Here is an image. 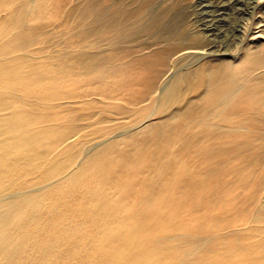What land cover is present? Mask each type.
<instances>
[{
	"label": "bare ground",
	"instance_id": "6f19581e",
	"mask_svg": "<svg viewBox=\"0 0 264 264\" xmlns=\"http://www.w3.org/2000/svg\"><path fill=\"white\" fill-rule=\"evenodd\" d=\"M109 1L0 0V264H264V50L163 80L211 41L182 30L142 52L155 0ZM167 85L164 117L82 147L73 98L138 108Z\"/></svg>",
	"mask_w": 264,
	"mask_h": 264
},
{
	"label": "rangeland",
	"instance_id": "374dc122",
	"mask_svg": "<svg viewBox=\"0 0 264 264\" xmlns=\"http://www.w3.org/2000/svg\"><path fill=\"white\" fill-rule=\"evenodd\" d=\"M120 1L126 5L135 0ZM110 4H112L111 0L107 4L108 9L113 8ZM263 4L264 0H155L149 11H151L152 16L158 17L160 20L159 27L153 33L146 29L142 32L137 40L139 43L138 50L144 47L142 52H147L155 47L153 43L156 39L173 35L182 30L190 34L199 33L207 38V41H211L213 46L210 45L211 47L209 46L210 48L206 50L211 51L216 49V51L200 59H197V54L202 52L200 48H196L199 50L193 48L196 52L182 53L184 51L181 50L177 54H174L171 57L173 66L165 71L162 77L163 80L167 79L172 71L175 72L173 77L176 72L180 71V67L182 66L176 71L173 70L176 63L177 65H184L183 69L187 67L189 68V72L195 73L198 66L206 61L218 62V59H233L231 55L216 53H222L226 50L230 53L238 51L237 54H239L241 49L249 44L250 41L253 49L264 50V32L261 33L262 36L260 38L254 41L250 40L254 35L252 34L253 31H257L262 27L259 25L264 24V20L258 22L260 19H264ZM33 22H36V20ZM56 23L58 24L59 20ZM262 53L264 54V51ZM134 54H139V51H136ZM263 59L259 58L260 61ZM186 86L184 88H186V91H189L190 83ZM133 88L139 90L142 87L134 84ZM170 88L171 85L163 87L159 92L155 93L156 99L154 101L145 100L139 104L140 106L138 105V108H135V105L131 104V97L128 95L125 97L122 94H119L115 98H105L98 93H92L85 98L93 102L92 106L85 109L81 106L83 104L81 98H73L74 103L71 105L79 115L83 114L84 116V118L80 119L81 121L78 120V124L83 127L82 147L86 148L95 140L102 138L103 130L99 128L100 126H103V128L112 126L118 128L117 131H131L142 122L155 121L164 117L171 110L169 107L175 105L172 104L175 100L171 101V103H167L166 101ZM190 94L188 96L192 95ZM139 107H144L145 111H140Z\"/></svg>",
	"mask_w": 264,
	"mask_h": 264
}]
</instances>
